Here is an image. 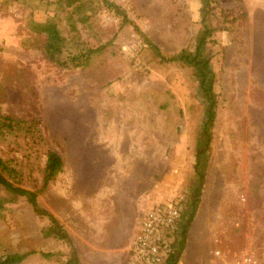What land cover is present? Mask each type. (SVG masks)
I'll list each match as a JSON object with an SVG mask.
<instances>
[{
	"label": "rangeland",
	"instance_id": "rangeland-1",
	"mask_svg": "<svg viewBox=\"0 0 264 264\" xmlns=\"http://www.w3.org/2000/svg\"><path fill=\"white\" fill-rule=\"evenodd\" d=\"M108 1L115 9L102 0L71 6L67 0H0V120L11 116L23 127L17 132L0 125V157L10 167L5 176L18 187L39 190L46 150L59 153L63 168L37 204L69 237L76 236L78 224L101 221L110 210L103 191H86L89 177L134 179L140 194L136 217L158 200H192L199 187L185 240L193 231L194 247L205 232V264H230L244 249L260 256L264 0ZM202 11L207 27L217 29L201 52L212 71L216 103L208 147L202 127L208 102L196 69L159 63L146 41L167 57L193 51ZM47 19L57 23L67 52L104 49L84 69L50 62L41 52L43 37L28 29L31 21ZM198 151L201 185L194 171ZM0 199V257L52 251L60 253L47 259L35 253L21 264H64L70 258L63 241L42 237L49 221L36 216L24 198L0 186Z\"/></svg>",
	"mask_w": 264,
	"mask_h": 264
},
{
	"label": "trees",
	"instance_id": "trees-1",
	"mask_svg": "<svg viewBox=\"0 0 264 264\" xmlns=\"http://www.w3.org/2000/svg\"><path fill=\"white\" fill-rule=\"evenodd\" d=\"M73 1H81V0H73ZM72 0H67L68 6H71L73 3ZM103 3L107 6H112L115 9V6L110 3L108 0H102ZM81 4V3H80ZM79 4V5H80ZM79 7H83V4ZM202 33L199 36L195 48L193 51L185 50L178 55L167 57L160 51V48L146 39L148 46L154 53L155 57L159 60V63H181L183 65H190L196 69L197 79H199V86L207 99V113L206 119L202 123L203 131L206 135V147L209 146L211 141V126L213 120L215 118V96L213 93V79H212V71L210 69L208 59L201 58V52L205 44L209 41H212L211 38L213 33L217 31V29L208 28L205 23V11H202ZM124 23L126 21L124 19ZM57 23L52 19H47L41 22L31 21L28 25L29 32L38 37H43V43L41 45V52L44 57L50 62L55 63L56 65L63 66V68L67 69H84L88 67L92 61V58L95 55H98L102 52L105 45H99L94 48L85 49L83 48L76 54H72L71 52H67V41L63 34H61L58 29ZM65 53H68L65 56ZM0 125L8 128L11 131L21 132L23 131V127L21 126V122L17 121L15 118L11 116H2L0 120ZM30 128H28L29 130ZM45 163L44 169H42V185L39 190L32 191L27 190L21 187L16 186L10 179L5 176V172L8 171L9 165L2 157H0V186L5 187L10 190L17 196L24 198V200L31 206L35 215L40 217H45L48 219L49 224L46 228H43L41 231L42 237H54L61 241H63L66 246L70 249L71 256L64 264H77V253L73 247L72 241L69 235L64 231L63 226L57 221L54 215L50 212H45L41 210L37 204L38 195L45 189V187L55 179V176L61 171L63 168V160L59 153L52 149H47L45 152ZM200 153L196 152V163L194 171L198 177L199 184L203 183L204 174L202 171L203 162L199 161ZM198 166H201V170H198ZM200 188L196 187L195 191L192 195V209L190 211V216L187 218V225L190 224V220L196 209V203L198 202ZM4 208V202L0 199V211ZM187 225L184 231V237L187 233ZM185 239V238H184ZM183 242V245L185 244ZM183 251V248H182ZM35 253L40 254L43 258L47 259L52 256H56L60 252H35L29 251L25 253H10L4 257H0V264H21L28 256L33 255ZM180 252L177 257L170 258L169 264H178L180 260Z\"/></svg>",
	"mask_w": 264,
	"mask_h": 264
},
{
	"label": "crops",
	"instance_id": "crops-1",
	"mask_svg": "<svg viewBox=\"0 0 264 264\" xmlns=\"http://www.w3.org/2000/svg\"><path fill=\"white\" fill-rule=\"evenodd\" d=\"M87 180L89 181L86 185L87 192L91 191L90 194L95 195L103 191L106 197L108 195L110 210L103 214L101 221L88 222L86 227L78 224L80 229L76 236L70 237L78 254V261L80 264H128L129 252L137 230L136 198L140 194L136 181L121 180L116 174L109 176V180L91 177ZM193 240L191 231L178 264L208 262L209 246L205 232L198 234L194 247ZM230 264H241V261L234 258Z\"/></svg>",
	"mask_w": 264,
	"mask_h": 264
},
{
	"label": "built area",
	"instance_id": "built-area-1",
	"mask_svg": "<svg viewBox=\"0 0 264 264\" xmlns=\"http://www.w3.org/2000/svg\"><path fill=\"white\" fill-rule=\"evenodd\" d=\"M191 207L192 201L177 196L155 201L142 211L136 218L137 230L128 264H169L170 258L181 254ZM212 253L216 258L222 257L219 250ZM235 258H239L241 264H264V250L260 256L242 251L235 254Z\"/></svg>",
	"mask_w": 264,
	"mask_h": 264
}]
</instances>
